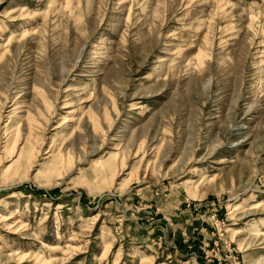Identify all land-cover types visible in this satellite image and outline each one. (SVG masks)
<instances>
[{
    "label": "rangeland",
    "instance_id": "obj_1",
    "mask_svg": "<svg viewBox=\"0 0 264 264\" xmlns=\"http://www.w3.org/2000/svg\"><path fill=\"white\" fill-rule=\"evenodd\" d=\"M0 264H264V0H0Z\"/></svg>",
    "mask_w": 264,
    "mask_h": 264
}]
</instances>
